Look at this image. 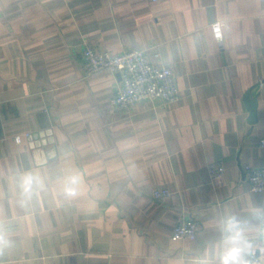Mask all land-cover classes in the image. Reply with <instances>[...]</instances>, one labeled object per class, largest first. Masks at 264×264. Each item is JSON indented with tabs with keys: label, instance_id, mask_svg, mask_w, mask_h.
Listing matches in <instances>:
<instances>
[{
	"label": "crops",
	"instance_id": "1",
	"mask_svg": "<svg viewBox=\"0 0 264 264\" xmlns=\"http://www.w3.org/2000/svg\"><path fill=\"white\" fill-rule=\"evenodd\" d=\"M88 45L143 50L179 98L119 109ZM263 137L264 0H0V264H264Z\"/></svg>",
	"mask_w": 264,
	"mask_h": 264
},
{
	"label": "built area",
	"instance_id": "2",
	"mask_svg": "<svg viewBox=\"0 0 264 264\" xmlns=\"http://www.w3.org/2000/svg\"><path fill=\"white\" fill-rule=\"evenodd\" d=\"M211 29L213 37L221 40L223 37L221 22H213ZM81 59L83 69L88 75L105 71L119 74L120 81L113 95L114 103L119 109H128L143 100L170 103L179 98V89L172 68L152 62L143 50L125 49L112 53L88 45L82 49ZM15 140L19 142L20 137L16 136ZM259 145L264 147V137L259 139ZM208 169L213 177H221L224 173V165L219 162L209 164ZM247 180L251 192L264 191V167L249 169ZM153 195L161 199L169 196L170 190L156 188ZM196 234L195 219L184 217L173 227L171 239H194ZM253 262L258 263L259 259L253 256Z\"/></svg>",
	"mask_w": 264,
	"mask_h": 264
},
{
	"label": "clouds",
	"instance_id": "3",
	"mask_svg": "<svg viewBox=\"0 0 264 264\" xmlns=\"http://www.w3.org/2000/svg\"><path fill=\"white\" fill-rule=\"evenodd\" d=\"M238 236L239 234H237V236L233 237V242L234 243H238ZM242 252V249L239 247H235L232 248L231 251L228 253L229 258L234 262V264H247L246 261L241 260H237V256ZM225 264H228V262L226 261Z\"/></svg>",
	"mask_w": 264,
	"mask_h": 264
}]
</instances>
